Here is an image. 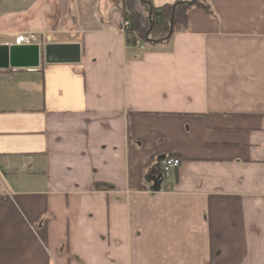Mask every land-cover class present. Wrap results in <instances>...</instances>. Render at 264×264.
<instances>
[{"label":"crops","instance_id":"crops-1","mask_svg":"<svg viewBox=\"0 0 264 264\" xmlns=\"http://www.w3.org/2000/svg\"><path fill=\"white\" fill-rule=\"evenodd\" d=\"M18 2L0 46L81 57L0 69V264H264V0H208L142 50L141 0Z\"/></svg>","mask_w":264,"mask_h":264},{"label":"trees","instance_id":"trees-1","mask_svg":"<svg viewBox=\"0 0 264 264\" xmlns=\"http://www.w3.org/2000/svg\"><path fill=\"white\" fill-rule=\"evenodd\" d=\"M182 0L172 5H164L154 8L150 0H141L144 10L146 11V19L142 23L139 18L123 14L122 18L130 20L131 27L125 33L126 43L134 44L136 40L143 43H165L173 33L185 30L187 13L189 9L195 7L197 9L210 12L208 0ZM151 12L150 18L148 17ZM172 19V23H171ZM171 23V24H170ZM149 32L146 38V33ZM171 32V33H170Z\"/></svg>","mask_w":264,"mask_h":264},{"label":"water","instance_id":"water-1","mask_svg":"<svg viewBox=\"0 0 264 264\" xmlns=\"http://www.w3.org/2000/svg\"><path fill=\"white\" fill-rule=\"evenodd\" d=\"M150 16L151 12L148 17L150 18ZM148 35L149 32L145 37L147 38ZM80 57V45L77 43H48L41 47L37 45H3L0 46V69H36L39 67L41 59L47 65H75L80 63ZM159 180L160 178H157L158 183Z\"/></svg>","mask_w":264,"mask_h":264},{"label":"built area","instance_id":"built-area-1","mask_svg":"<svg viewBox=\"0 0 264 264\" xmlns=\"http://www.w3.org/2000/svg\"><path fill=\"white\" fill-rule=\"evenodd\" d=\"M130 27H131L130 20L122 19V22H121L122 32L126 33L130 29ZM46 42H49V39H47ZM5 45L11 46L10 44H5ZM12 45H17V46L37 45V46L41 47V46L45 45V42L42 41L40 39V37L37 36L36 34L26 33V34L18 35L14 40V44H12ZM134 46L140 50L143 49L140 40H136L134 42ZM180 165H181L180 160L173 159V158L164 157L158 161V166L160 167V169L164 175H168L170 172L177 170L180 167Z\"/></svg>","mask_w":264,"mask_h":264},{"label":"rangeland","instance_id":"rangeland-1","mask_svg":"<svg viewBox=\"0 0 264 264\" xmlns=\"http://www.w3.org/2000/svg\"><path fill=\"white\" fill-rule=\"evenodd\" d=\"M22 3L18 0H0V30L12 29L18 22L22 20L19 16L24 11L19 5ZM22 7V5H21ZM70 23V19H66V25ZM1 39H5L0 37ZM12 39V38H7Z\"/></svg>","mask_w":264,"mask_h":264}]
</instances>
